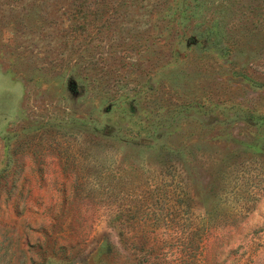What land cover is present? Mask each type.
Wrapping results in <instances>:
<instances>
[{"label": "rangeland", "instance_id": "374dc122", "mask_svg": "<svg viewBox=\"0 0 264 264\" xmlns=\"http://www.w3.org/2000/svg\"><path fill=\"white\" fill-rule=\"evenodd\" d=\"M0 264H264V0H0Z\"/></svg>", "mask_w": 264, "mask_h": 264}]
</instances>
